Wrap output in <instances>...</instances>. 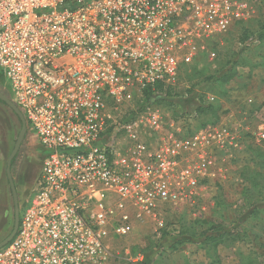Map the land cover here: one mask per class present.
Returning <instances> with one entry per match:
<instances>
[{"label": "built area", "instance_id": "built-area-1", "mask_svg": "<svg viewBox=\"0 0 264 264\" xmlns=\"http://www.w3.org/2000/svg\"><path fill=\"white\" fill-rule=\"evenodd\" d=\"M250 10L247 0H0L2 89L43 150L0 264H101L109 238L132 232L136 215L195 204L238 139L232 127L216 122L147 143L135 121L120 147L107 99L175 85L181 66Z\"/></svg>", "mask_w": 264, "mask_h": 264}, {"label": "rangeland", "instance_id": "rangeland-1", "mask_svg": "<svg viewBox=\"0 0 264 264\" xmlns=\"http://www.w3.org/2000/svg\"><path fill=\"white\" fill-rule=\"evenodd\" d=\"M247 2L250 17L210 39L204 51L184 63L167 100L149 103L138 90L129 91L120 102L107 99V123L119 128L120 147L127 139L124 125L135 121L147 143H154L159 133L183 136L217 121L228 123L238 139L223 155L217 177L203 184L195 204H165L156 215H136L132 232L109 238V255L101 264H264V40L258 39L264 0ZM245 33L250 38L243 41ZM230 69L235 76L228 82L207 80ZM5 81L0 69L1 91ZM200 101L213 109L200 113ZM154 119L160 128L151 126ZM21 127L14 111L0 100V241L15 221L16 203L5 171ZM42 164V147L26 136L11 167L20 218ZM251 191L260 200L259 212L247 213L240 221L236 207ZM214 223L233 227L232 238L219 245L183 242L173 247L175 235L185 227L205 229Z\"/></svg>", "mask_w": 264, "mask_h": 264}, {"label": "trees", "instance_id": "trees-1", "mask_svg": "<svg viewBox=\"0 0 264 264\" xmlns=\"http://www.w3.org/2000/svg\"><path fill=\"white\" fill-rule=\"evenodd\" d=\"M249 38L250 37L247 35V33H245L243 37V41L248 40ZM258 39L264 40V24L260 28ZM234 76H235V72L230 69L229 71L227 70L221 71L215 75H210L208 76L207 80L228 82L232 78H234ZM172 88H173L172 85H164L163 83H158L154 90L149 89V90L143 91V94L144 96H146L149 103L151 102L161 103L170 97ZM203 103H204L203 101H200V104L197 106V110L200 113H205L206 111H209V110L211 111V109H213L212 104L204 105ZM17 118L21 125V121L18 116ZM213 123H216V122H213ZM255 173L257 174L256 171ZM259 208H260V200L257 196L254 195V192L251 191V193H248V194L246 193L242 197L241 202L236 207V213L240 221H242L243 217H245L247 213L249 214L258 213ZM232 236H233V227H230V226H227L221 223H214L206 227L205 229H200L197 226L193 225V226L185 227L179 233H177V235H175L177 240L175 241V243H173V247H176L177 243L180 244L183 242H191V243H195L199 245H219L220 243L228 239H231Z\"/></svg>", "mask_w": 264, "mask_h": 264}, {"label": "water", "instance_id": "water-1", "mask_svg": "<svg viewBox=\"0 0 264 264\" xmlns=\"http://www.w3.org/2000/svg\"><path fill=\"white\" fill-rule=\"evenodd\" d=\"M0 100L3 101L6 105H8L13 111L14 113H16V115L19 117L20 121H21V130L19 132V135L17 137L16 143H15V147L12 150L8 160H7V175H8V180L10 183V187L12 190V193L14 195L15 198V203H16V214H15V221H14V225H13V229L12 231L4 238L0 241V248L6 246L14 237V235L17 232L18 226H19V221H20V215H19V205H18V196H17V191H16V187L14 184V179L11 173V167H12V162L14 160V158L16 157L20 147L22 146V143L26 137V133H27V128H26V121L25 118L22 114V112L19 110V108L17 107V105L12 101V99L6 94L4 93V91L0 90Z\"/></svg>", "mask_w": 264, "mask_h": 264}, {"label": "flooded vegetation", "instance_id": "flooded-vegetation-1", "mask_svg": "<svg viewBox=\"0 0 264 264\" xmlns=\"http://www.w3.org/2000/svg\"><path fill=\"white\" fill-rule=\"evenodd\" d=\"M25 140V139H24ZM14 147H15V145H14ZM21 148V147H20ZM14 149V148H13ZM19 151H20V149H19ZM19 151H18V153H19ZM17 153V154H18ZM17 156V155H16ZM14 160H15V158H14ZM13 160V161H14ZM12 165H13V162H12ZM6 169H7V166H6ZM5 174H6V176H7V179H8V175H7V170L5 171ZM8 184H9V186H10V183H9V180H8ZM10 189H11V187H10Z\"/></svg>", "mask_w": 264, "mask_h": 264}, {"label": "crops", "instance_id": "crops-1", "mask_svg": "<svg viewBox=\"0 0 264 264\" xmlns=\"http://www.w3.org/2000/svg\"><path fill=\"white\" fill-rule=\"evenodd\" d=\"M1 86H2V83H1ZM2 91H3V89H2ZM5 92V91H4ZM6 93V92H5Z\"/></svg>", "mask_w": 264, "mask_h": 264}]
</instances>
